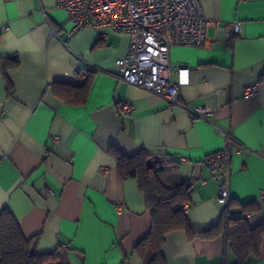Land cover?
I'll return each mask as SVG.
<instances>
[{"label": "crops", "instance_id": "obj_1", "mask_svg": "<svg viewBox=\"0 0 264 264\" xmlns=\"http://www.w3.org/2000/svg\"><path fill=\"white\" fill-rule=\"evenodd\" d=\"M200 1L211 22L207 43L173 46L169 59L174 80L178 68L188 69L179 102L190 101L203 117L114 76L115 60L128 53L126 34L91 26L70 33L71 22L55 0H0V210L12 213L26 237L37 236L38 251L59 252L47 264H143L133 246L149 232L151 216L136 179L119 176L111 146L175 160L170 182L191 180L186 214L202 231L224 209L205 162L224 145L216 125L243 146L232 147L231 214L243 216L240 203L260 201L264 0ZM13 55L19 63L5 75L2 61ZM78 65L96 70L79 79ZM251 83L257 92L244 96ZM81 85L84 102L66 101ZM125 101L132 104L129 113L120 111ZM248 220L252 226L264 220V204ZM161 251L166 264L235 262L222 236L188 240L172 231ZM247 264H264V239Z\"/></svg>", "mask_w": 264, "mask_h": 264}, {"label": "built area", "instance_id": "obj_2", "mask_svg": "<svg viewBox=\"0 0 264 264\" xmlns=\"http://www.w3.org/2000/svg\"><path fill=\"white\" fill-rule=\"evenodd\" d=\"M71 22L70 33L83 26L110 27L129 38L128 53L115 60L114 76L121 81L144 88L182 106L190 114L203 117L190 101L179 102L180 87L187 82V68H178V78L171 76L169 53L173 46L202 47L207 43L211 22L204 17L200 0H55ZM239 29V24H234ZM53 34L56 31L52 28ZM96 70L78 65L75 74L87 79ZM256 83L246 84L243 95L257 92ZM122 113H129L132 104H120ZM224 137V145L205 157L207 168L218 189L217 201L226 206L230 202L229 171L232 147L243 146L224 129L214 125ZM264 201V191L260 196ZM119 209V208H118ZM187 212V206H184Z\"/></svg>", "mask_w": 264, "mask_h": 264}, {"label": "trees", "instance_id": "obj_3", "mask_svg": "<svg viewBox=\"0 0 264 264\" xmlns=\"http://www.w3.org/2000/svg\"><path fill=\"white\" fill-rule=\"evenodd\" d=\"M19 63L17 55L7 56L2 61V73ZM264 79V72L260 75ZM72 90L76 86L66 85ZM66 101L84 102L86 86L81 85ZM13 86L7 85V94L11 95ZM109 152L116 160V168L122 179L134 178L144 196L146 209L151 216V227L134 246L143 264H166L162 254L166 235L172 231H183L188 240L194 238L212 239L222 236L234 255V264H247L256 259L262 239H264V220L251 225L248 216L259 211L264 201L240 203L241 214L234 216L230 204L226 205L217 222L209 228L197 231L184 211L190 201L191 180H184L178 185L170 182L175 172L176 161L166 153H152L140 149L133 155H127L111 146ZM231 201V200H230ZM37 236L26 237L12 213L0 210V264H47L59 257L57 250L40 252L36 248Z\"/></svg>", "mask_w": 264, "mask_h": 264}]
</instances>
